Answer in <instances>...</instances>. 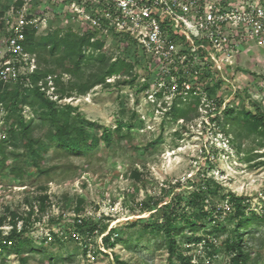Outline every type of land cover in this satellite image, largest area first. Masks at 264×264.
<instances>
[{"label":"rangeland","instance_id":"obj_1","mask_svg":"<svg viewBox=\"0 0 264 264\" xmlns=\"http://www.w3.org/2000/svg\"><path fill=\"white\" fill-rule=\"evenodd\" d=\"M39 11L45 21L38 23L37 38L48 34L61 38L68 32L81 38L93 33L83 19H72L68 9ZM94 41H101L102 48L85 49L79 71L71 74L60 64L58 53H35L39 69L47 74L39 85L50 99L70 106L72 115L94 123L99 130L91 128V133L100 137L108 129L111 141H101L92 152L79 156L52 146L38 160L45 174L32 166L20 142H7L6 154H12L13 164L23 165L25 172L22 180L7 172L0 175L2 235L9 233L12 221L19 229L24 227V237L32 242L24 248L27 264H180L168 259L164 238L144 226L158 222L160 207L173 202L176 195L184 197L181 213L196 189L194 183L213 179L221 187L220 193L245 199V217L250 220L239 233L246 264H264V131L254 128L243 115L256 114L258 109L264 112V46L252 45L236 57L230 70L221 71L226 84L208 91L218 99L219 113L201 117L198 109H190L185 117L174 120L170 113L159 115L157 106L138 91L149 60L142 58L137 45L139 64L101 82L112 62L131 65L134 61L125 57L124 50L130 46L126 37L103 34ZM230 109L233 113L225 115ZM37 113L39 107H24L21 115L25 121H33L32 139L46 143L49 128ZM6 116L0 100V139L8 138ZM119 125L121 134L116 136ZM149 144L152 146L147 148ZM42 198L46 200L40 207ZM146 202L159 203L157 210H142ZM207 202L206 209H215L217 223L225 232L213 233L206 226L205 232L196 233L205 240L189 245L191 233L185 229L177 244L184 255L191 256L192 264H231L224 243L233 236V210L219 198L209 197ZM252 213L257 217L251 219ZM76 220H85L88 226L80 230ZM91 224L103 229L102 233L90 234ZM111 230L116 244L105 249L103 238ZM204 241L212 248L205 250ZM0 264H18L17 255L3 253Z\"/></svg>","mask_w":264,"mask_h":264},{"label":"built area","instance_id":"obj_2","mask_svg":"<svg viewBox=\"0 0 264 264\" xmlns=\"http://www.w3.org/2000/svg\"><path fill=\"white\" fill-rule=\"evenodd\" d=\"M46 7L68 9L96 35L132 39L149 60L138 91L161 116L198 101L200 116L214 117L220 104L208 91L226 84L221 71L264 46V0H13L1 19V82L29 84L37 63L25 33L45 21L37 9Z\"/></svg>","mask_w":264,"mask_h":264},{"label":"trees","instance_id":"obj_3","mask_svg":"<svg viewBox=\"0 0 264 264\" xmlns=\"http://www.w3.org/2000/svg\"><path fill=\"white\" fill-rule=\"evenodd\" d=\"M12 1L6 0L4 3L0 2V33L4 29V24L1 19L11 6ZM35 34V29H28L26 31L25 41L23 43L24 50L34 56V58L35 53L41 50H47L50 56L58 53L60 64H64L66 67L65 72L69 74L73 73V71H79V64L84 59L83 51L85 49L93 48L99 50L102 48L101 41H91L96 36L95 33L91 32L81 38L75 37L70 32L61 38H58L57 34H48L37 38ZM126 38L129 39L128 37ZM129 44L130 46L126 47L124 53L127 59L134 61V64L129 65L121 60L112 62L106 69L101 82L104 81L105 77L110 78L124 75L130 72L133 66L139 64L138 59L140 53L135 48L136 43L132 39H129ZM144 57L142 54L143 59ZM65 63L68 65H65ZM46 76L47 74L39 69L37 63V69L29 75L28 85H25L24 80L8 84L0 81V100L7 109L5 125L8 126V138L0 139V175L7 172L9 176L22 180L25 172L23 165L13 164L12 160L15 157L12 154L10 156L6 154L7 142H20L21 148L30 158L32 166L38 170L39 174H45L47 171L40 169L38 160L43 158V155L50 147L54 146L74 156H79L92 152L98 147L101 141L107 143L111 141V133L108 129H103L100 137L95 133H91L89 131L91 128L99 130L95 127L94 123L86 121L80 115H72L70 106L61 105L57 101L50 99L42 89L43 87L39 85L40 79ZM55 84H59L58 78L55 79ZM198 104V101H194L186 105V107H177L175 103L172 105L169 113L173 116L174 120L183 118L186 116L188 110L197 109ZM24 107H39V113L36 116L39 121L47 124L49 128L45 137L46 143L32 139L31 127L33 121H25L23 119L21 113ZM229 113H233V110L230 109L225 115ZM243 115L251 119L254 128L264 131L263 111L258 109L256 114L244 112ZM130 129H133L132 125H130ZM114 133L116 136H120L121 125L115 128ZM151 146L149 144L147 148ZM194 184L196 185L195 191L190 193L185 201L186 206H184V209H187V212L184 209L181 210V213L178 212L184 201V197L176 195L173 202H169L160 207V220L158 222H149L144 226V229L164 238L169 260L176 259L180 264H192L191 256L184 255L182 250L179 249L177 237L183 234L185 229H188L191 233L190 238L187 239L188 244L197 245L205 239L196 237V233L199 230L205 232L206 226H211L213 233L225 232L222 225L217 223L215 209H206L209 206L207 198H219L221 201H227L230 204L235 218V226L232 231L233 236L232 238H228L224 243L225 252L229 256L231 264H246L247 256L244 254L242 236L239 233L240 228L248 224L247 222L250 220L245 217V199L237 198L231 193L225 194L222 191L220 193L219 191L222 189L213 179H205V181L199 180ZM177 186L180 187L181 185L178 183ZM45 200L46 198L40 199V207L43 206ZM158 205L159 203L150 205L146 202L143 204L142 210H157ZM256 217L255 213L251 214V219ZM13 218H16V215H13ZM10 224L11 229L7 235L3 236L0 231V256L3 253L12 251L17 255L18 264H27L28 259L24 253V248L31 246L32 242L24 237L26 233L24 227L19 229L15 221H12ZM75 224L80 230L83 226H88L85 220H76ZM102 231L103 229H99L97 225H89L88 232L90 234L94 232L102 233ZM113 234L114 230H111L103 238V247L105 249L114 248L116 240L113 239ZM204 247L205 250H209L212 248V244L204 241ZM208 256L210 257L212 254L208 253Z\"/></svg>","mask_w":264,"mask_h":264}]
</instances>
